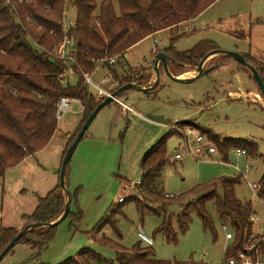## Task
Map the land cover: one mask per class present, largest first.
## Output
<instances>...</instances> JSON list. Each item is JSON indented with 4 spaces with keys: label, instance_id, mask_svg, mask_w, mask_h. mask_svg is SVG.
<instances>
[{
    "label": "rangeland",
    "instance_id": "rangeland-1",
    "mask_svg": "<svg viewBox=\"0 0 264 264\" xmlns=\"http://www.w3.org/2000/svg\"><path fill=\"white\" fill-rule=\"evenodd\" d=\"M72 3L68 1L66 5L67 23L75 14ZM238 35H245L246 38L239 39ZM171 45L180 52L197 48V53L202 54L200 59L214 49L243 53L251 59L249 63L262 72L264 0H218L198 19L172 30L152 34L134 45L128 50L129 56L123 57L121 62L117 61L113 68L120 76L125 72L134 77L137 74L143 76L139 82H132L151 87L156 79L153 50L162 52ZM210 67L214 68L203 76L195 77L193 81L179 82L171 79L161 64L160 82L154 91L148 94L128 89L119 94L136 112L130 111L123 115L114 101L105 106L89 126L70 160L67 186L74 195L71 213L56 226L55 238L41 252L34 250L31 244L20 241L0 264H60L76 256L85 247L96 250L104 259L118 264L116 249L100 243L93 238L92 233L100 221L120 205V197L126 199L122 204L124 216H120L118 223L122 238L111 227H106L100 236L105 233L126 248H132L139 242L143 247H149L138 237V231H143L153 240L150 246L154 250L153 258L229 264L225 253L233 239H228L226 235L233 231L230 227L222 226L212 202L207 207L215 219L216 234L205 231L196 210L191 209L189 229L179 233L176 243L168 242L163 234L154 235L165 217L179 231L177 218L182 214L183 206L193 199V196L188 197L192 188L223 176L240 175L235 166L246 174L236 186V193L243 202H251L257 214L253 221L254 235L264 227V202L248 186V181L259 182L264 172V104L260 102L264 101V93L251 70L229 55L210 57L204 70ZM184 68L186 72L180 74V69L176 72L177 67L169 64L170 71L177 76L195 72L197 67ZM90 74L95 82L101 83V79L111 72L102 65L97 74ZM71 79L72 83L76 82V77ZM114 84L118 90V82L113 78L109 84L101 85L109 87ZM92 91L96 92L95 89ZM148 114L163 119L155 120ZM83 116L82 104L71 102L70 110L58 119L57 129L48 145L7 170L5 177L0 178V234L2 228H15L19 232L24 229L26 222L23 216L33 214L39 197L60 184L56 170L61 167L62 155L69 140L76 134ZM203 127L213 131L221 140L257 143V156L241 157L235 153V149L229 152L228 158L218 150L212 156L205 157L185 154L188 149L194 151L199 146L211 144L215 147L203 134ZM197 134L203 135L202 144L195 142ZM164 138L167 160L160 187L166 194L173 195L171 197L175 200L156 215L149 212L147 207L157 208L159 205L142 198L137 183L141 179L142 158ZM177 152H183L184 157L177 159ZM221 160L225 163H220ZM248 162H251L252 167L246 169ZM219 189L221 191V186ZM179 195L187 197L176 200ZM131 197L146 204L144 216L136 203L130 201ZM250 244L252 242L246 243L244 247Z\"/></svg>",
    "mask_w": 264,
    "mask_h": 264
},
{
    "label": "trees",
    "instance_id": "trees-1",
    "mask_svg": "<svg viewBox=\"0 0 264 264\" xmlns=\"http://www.w3.org/2000/svg\"><path fill=\"white\" fill-rule=\"evenodd\" d=\"M68 1L73 2L76 17L73 30L77 62L75 64L56 59L49 52L63 39L61 23ZM217 1L0 0V178L5 177L8 169L48 145L57 129L56 110L60 98H77L82 104L84 116L76 134L68 142L62 156L63 161L83 124L102 101L97 92L92 91L93 88L86 83L84 74L93 73L98 63L104 59L118 54L124 57L131 47L152 34L196 19ZM36 26L41 27L40 31H36ZM228 32L236 34L233 31ZM237 37L246 38L245 35ZM164 52L175 61L176 72L180 69V74L186 72L183 71L186 66L196 68L201 60L197 48L180 52L171 45ZM244 57L251 63L249 57ZM103 65L110 70L113 80L118 82V87L132 81L139 82L143 77L138 74L134 77L126 72L120 76L108 62ZM258 71L261 72L260 69ZM260 75L264 76V69ZM71 77H76L75 83H72ZM262 79L264 82V77ZM202 131L224 157L228 158L229 152L238 148L245 149L248 157L258 154V145L255 142L221 140L207 128L203 127ZM166 160L167 146L164 138L147 151L140 163L141 179L137 190L147 202L159 205L157 208L147 207L149 212L156 215L161 214L165 207L175 200L160 187ZM69 164L70 162L66 168V184ZM241 178V174L223 176L218 180L194 186L188 194V197L193 196V199L183 206V212L177 218L179 231H176L172 221L165 217L155 229L154 235L163 234L168 242L176 243L179 233H185L189 229L192 221L191 209H195L201 218L203 229L216 234L215 219L207 207L208 203L212 202L222 226L230 227L234 234L233 242L226 249V260L236 255L238 250L243 249L249 242L258 241L264 254V242L253 233L251 217L255 212L252 204L240 200L236 193V186L241 183ZM259 183L256 195L264 201V172ZM65 195L58 184L45 196L39 197L33 214L23 216L25 228L29 224H46L58 220L65 211ZM185 197L187 196L179 195L176 200ZM132 200L144 216L147 211L146 204L134 197L130 198V201ZM125 202L126 199L120 201V205L114 207L92 233L97 241L116 249L118 264H204L194 260L156 259L152 257L153 248L143 247L141 242L132 248H126L105 233L100 236L106 227H111L122 238L118 223L120 216H124L122 204ZM56 226L35 227L27 231L21 241L31 244L34 250L41 252L55 238ZM18 233L15 228L1 229V251ZM60 264H114V261L104 259L96 250L85 247L76 256Z\"/></svg>",
    "mask_w": 264,
    "mask_h": 264
},
{
    "label": "built area",
    "instance_id": "built-area-1",
    "mask_svg": "<svg viewBox=\"0 0 264 264\" xmlns=\"http://www.w3.org/2000/svg\"><path fill=\"white\" fill-rule=\"evenodd\" d=\"M66 15H68V10L66 9L64 11L63 14V20H62V28H63V39L61 41H59L58 43H56L52 49L49 51L50 54L52 56H54L56 59L62 60V61H67L71 64H75L76 59H75V53H76V49H75V37L73 34V30L75 29L76 26V17L75 14L72 15V19L70 22H65V18ZM71 15V14H69ZM41 27L40 26H36V31H40ZM155 53L157 52L156 50H154ZM125 57V56H124ZM122 55L118 54L115 55L111 58H107L104 59L103 61H101L100 63H98L97 68L93 71L92 74H97L98 70L100 69V67L108 62L109 65H111L112 67H114V64L117 61L122 60ZM84 78L86 83L91 86L93 89L96 90L97 94H98V98L100 100H104L107 97H113V101L116 102L120 108L121 111L124 114H127L130 111L136 112L135 109L128 104L127 102H125L124 100H122L119 97V94L117 96H113V93L116 91L117 87L114 84L113 85H109V87H103L101 84L102 83H106L109 84L112 80V76L111 74H106L102 79H101V83H97L95 82L92 77L91 74H84ZM71 102H79V99L77 98H70V97H61L58 104H57V110H56V118L57 119H61L63 117V115L65 113H67L70 110V106H71ZM195 142L198 144H202L204 137L202 134H197L194 138ZM217 152L216 147L212 146L211 144L208 146H199L197 147L194 151H191L190 149L187 150V152H185V154H190V155H196L198 157H205L206 155L208 156H212L214 153ZM235 153L238 156L241 157H248L247 155V151L245 149H235ZM183 152H177L176 153V158L180 159L182 157H184L185 155ZM220 163H225L224 160L219 161ZM252 167L251 162H248L246 165V169H249ZM235 168L240 171L242 176H245L246 174L242 171V169H240L238 166H235ZM247 179V177H244ZM139 183V182H138ZM137 183V184H138ZM259 182H250L248 181V186L257 194V191L259 190ZM173 196V195H170ZM124 197H120L119 201H123ZM260 201L264 202L263 200L260 199ZM256 219V214H253L251 217V220L254 221ZM226 228V227H224ZM259 237H261V240L264 242V227L261 228L260 232L258 234ZM227 238L228 239H234V234L232 232H228L227 233ZM138 237L140 239V241L147 243L148 245H153V240L152 238H150L148 235H146L143 231H138ZM229 264H264V254L261 248V245L258 244V242H254L252 244H250V246H246L241 250H238L237 254L232 256L229 260H228Z\"/></svg>",
    "mask_w": 264,
    "mask_h": 264
},
{
    "label": "water",
    "instance_id": "water-1",
    "mask_svg": "<svg viewBox=\"0 0 264 264\" xmlns=\"http://www.w3.org/2000/svg\"><path fill=\"white\" fill-rule=\"evenodd\" d=\"M226 54L229 55L233 58H235L236 60H239L240 62H242L247 68H249L251 70V72L253 73L254 79L256 80V82L259 85V88L263 91L264 93V82L263 79L259 73V71L252 65L250 64L246 58L244 57L243 54L238 53V52H234V51H230V50H224V49H214L210 52H208L207 54H205L202 59L200 60L197 68H196V75L193 76L194 78H180L177 75H174L170 69H169V64L171 63L172 65L175 64V61L168 55L166 54L164 51L162 52H158L156 54V59L154 61V71L156 73V79H155V84L151 87H144L138 83L135 82H130L122 87H120L118 90H116L113 93V96H117L118 94H120L123 91H126L128 89H137L140 90L142 92L145 93H151L152 91L155 90V88L158 86L159 82H160V64H162V66L165 68L168 76L175 80V81H179V82H189V81H193L195 79V77H200L203 76L205 74H207L210 70H212L214 67H210L208 70H204V66L207 62V60L213 55V54ZM111 102H113V97H107L105 98L103 101H101V103L95 108V110L90 114V116L87 118V120L85 121V123L83 124L82 128L80 129V131L78 132L76 138L74 139L73 143L71 144V146L69 147L65 157L63 158L61 167L59 169L56 170V172L59 174V178H60V186L62 188V190L64 191V193L67 196V201H66V207H65V211L62 214V216L54 221V222H49L46 224H42V223H34V224H29L26 228L22 229L17 236H15L10 243L6 246V248L1 251L0 253V261L4 258V256L10 252L14 246L19 243L21 241V238L26 234L27 231L35 228V227H42V226H48V227H52V226H56L58 225L60 222H62L69 214L70 209H71V203H72V198H73V194L72 192L68 189V186L66 184V168L68 163L70 162L78 144L80 143V141L82 140V138L84 137L86 131L88 130L89 126L91 125V123L93 122V120L95 119V117L98 115V113L101 111V109L107 105H109ZM148 117L155 119V120H162L163 118L159 117V116H154L152 114H148ZM187 122V121H184Z\"/></svg>",
    "mask_w": 264,
    "mask_h": 264
},
{
    "label": "crops",
    "instance_id": "crops-1",
    "mask_svg": "<svg viewBox=\"0 0 264 264\" xmlns=\"http://www.w3.org/2000/svg\"><path fill=\"white\" fill-rule=\"evenodd\" d=\"M215 4V3H214ZM211 7V6H210ZM205 12V11H204ZM203 12V13H204ZM201 16V15H200ZM200 16H198L196 19H198ZM196 19H194V20H196ZM194 20H191V21H194ZM187 22H190V21H187ZM187 22H185V23H187ZM184 24V23H183ZM183 24H181V25H183ZM180 25V26H181ZM179 27V26H178ZM176 28V27H175ZM174 29V28H173ZM167 30H172V29H167ZM217 54H219V53H216V54H213L212 56H215V55H217ZM241 54H243V53H241ZM200 55H202L201 53H200ZM224 55H226V54H224ZM125 57L126 56H129V53H128V51L125 53V55H124ZM211 56V57H212ZM194 72V71H193ZM193 72H191V73H189V74H183V75H178L180 78H185V79H187V78H192L193 76H195L196 75V71L193 73ZM260 102H263L262 104H264V101L263 100H261ZM116 103V102H115ZM116 105H118L117 103H116ZM118 107H119V109L121 110V108H120V106L118 105ZM104 109V107L101 109V110H103ZM129 113V112H128ZM127 113V114H128ZM121 114H123V115H125L122 111H121ZM40 152V151H39ZM39 152H37V153H39ZM36 153V154H37ZM64 154V153H63ZM35 155V154H34ZM63 156V155H62ZM10 169H12V168H10ZM9 170V169H8ZM256 214V213H255ZM256 217H257V214H256Z\"/></svg>",
    "mask_w": 264,
    "mask_h": 264
},
{
    "label": "flooded vegetation",
    "instance_id": "flooded-vegetation-1",
    "mask_svg": "<svg viewBox=\"0 0 264 264\" xmlns=\"http://www.w3.org/2000/svg\"><path fill=\"white\" fill-rule=\"evenodd\" d=\"M153 51H154V50H153ZM153 53H155V52H153ZM157 53H158V51H157V52L155 53V55H154V58H155V59H156V54H157ZM155 59H154V61H155ZM154 61H153V62H154ZM153 62H152V63H153ZM153 64H154V63H153ZM160 66H161V64H160Z\"/></svg>",
    "mask_w": 264,
    "mask_h": 264
}]
</instances>
